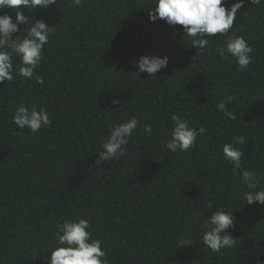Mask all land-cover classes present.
I'll return each instance as SVG.
<instances>
[{
	"label": "trees",
	"instance_id": "trees-1",
	"mask_svg": "<svg viewBox=\"0 0 264 264\" xmlns=\"http://www.w3.org/2000/svg\"><path fill=\"white\" fill-rule=\"evenodd\" d=\"M153 3L83 0L73 8L61 0L43 11L23 9L33 22L55 28L36 71L43 83H22L19 76L0 83V259L6 264H47L58 224L78 218L89 221L109 264L264 261V205L245 204V189L221 147L243 135V167L256 170L264 186V4L245 0L234 20L232 31L253 48V63L240 72L215 51L223 37L196 55L182 26L174 32L162 20L150 22L146 8ZM4 14L15 21L12 9H0ZM152 55L167 56V68L139 79V57ZM227 96L236 97L228 105L235 121L215 108ZM21 104L44 107L51 126L35 136L21 133L12 122ZM173 112L206 129L187 152L164 147ZM131 116L150 123L154 134L138 129L125 156L97 164L111 127ZM209 200L213 208L205 209ZM217 207L233 213L228 231L237 240L222 254L200 239Z\"/></svg>",
	"mask_w": 264,
	"mask_h": 264
},
{
	"label": "clouds",
	"instance_id": "clouds-1",
	"mask_svg": "<svg viewBox=\"0 0 264 264\" xmlns=\"http://www.w3.org/2000/svg\"><path fill=\"white\" fill-rule=\"evenodd\" d=\"M61 0H0V9H12L15 12V21L8 14L0 15V83L14 82L16 77L22 78L21 82L35 79L37 84L43 80L36 75V71L44 59V50L50 42L55 27H49L43 20H33L23 14V9L30 12L46 10L57 6ZM75 8L83 0H69ZM245 0H154L149 5L148 16L150 22L164 21L172 30L182 26L184 37L188 38L189 48L196 49L197 54H205L217 36L223 37L222 45L215 51L224 59L234 61L237 71H244L253 63V48L242 36L232 31L234 20L238 11L244 6ZM251 4L260 6L264 0H251ZM20 25H25L21 30ZM19 35L13 39V34ZM21 33L26 35L21 37ZM18 63L14 67L15 61ZM169 63L167 56L161 58L156 55L139 57L135 74L140 79V74L146 73L149 79H154L155 74L166 69ZM234 96H227L215 104L217 111L229 121H235V110H229L228 105L235 100ZM113 105H119V99H112ZM171 130L165 148L172 153L187 152L197 143V138H203L206 129L203 126L193 127L191 121L173 112L171 117ZM12 122L24 133L37 135L43 127L51 126L50 113L44 108L21 104L12 113ZM138 129L151 137L153 127L150 123L141 124L136 116L123 119L115 123L100 145V162H110L125 156L129 141ZM247 141L243 135L234 136L232 141L223 144L222 155L227 164L231 165L233 175L239 176V183L243 186V200L246 205H264V186H261V175L256 170L243 167L244 150L239 147ZM213 203L209 200L205 209H212ZM201 228L203 234L201 243L212 253L222 254V250L234 249L237 240L234 239L229 229L234 228V215L223 208L217 207L214 212L203 221ZM55 247L45 252L50 254L47 264H109L106 251L102 250L103 242L93 239L91 225L87 219L63 220L58 224L54 237ZM180 245H187L181 241ZM0 264H6L5 259H0ZM256 264L264 261L256 259Z\"/></svg>",
	"mask_w": 264,
	"mask_h": 264
}]
</instances>
